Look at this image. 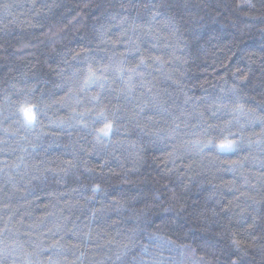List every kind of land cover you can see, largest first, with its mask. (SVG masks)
Returning a JSON list of instances; mask_svg holds the SVG:
<instances>
[{"label":"clouds","instance_id":"9594fccd","mask_svg":"<svg viewBox=\"0 0 264 264\" xmlns=\"http://www.w3.org/2000/svg\"><path fill=\"white\" fill-rule=\"evenodd\" d=\"M0 264H264V0H0Z\"/></svg>","mask_w":264,"mask_h":264},{"label":"snow or ice","instance_id":"6c2138e0","mask_svg":"<svg viewBox=\"0 0 264 264\" xmlns=\"http://www.w3.org/2000/svg\"><path fill=\"white\" fill-rule=\"evenodd\" d=\"M22 112L24 113L25 118L29 121H31L34 118V114L31 106H26L22 108Z\"/></svg>","mask_w":264,"mask_h":264}]
</instances>
